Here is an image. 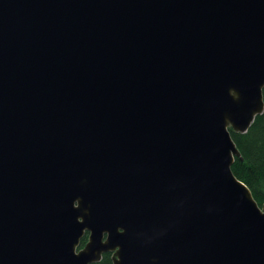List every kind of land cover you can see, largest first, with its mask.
<instances>
[{"label": "water", "instance_id": "95a60500", "mask_svg": "<svg viewBox=\"0 0 264 264\" xmlns=\"http://www.w3.org/2000/svg\"><path fill=\"white\" fill-rule=\"evenodd\" d=\"M263 88L264 0H0V264H264Z\"/></svg>", "mask_w": 264, "mask_h": 264}, {"label": "trees", "instance_id": "16d2710c", "mask_svg": "<svg viewBox=\"0 0 264 264\" xmlns=\"http://www.w3.org/2000/svg\"><path fill=\"white\" fill-rule=\"evenodd\" d=\"M264 101V88L262 89ZM239 151L234 157L231 170L237 179L250 190L259 206L264 203V111L257 115L245 132H235L228 128ZM88 233L81 237L78 248L87 242ZM113 251L102 253L99 261L91 264H112Z\"/></svg>", "mask_w": 264, "mask_h": 264}]
</instances>
